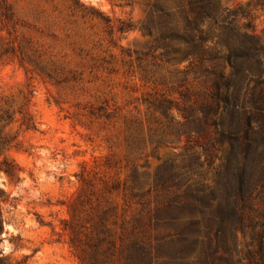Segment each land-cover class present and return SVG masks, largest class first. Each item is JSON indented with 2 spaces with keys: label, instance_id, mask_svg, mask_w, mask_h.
I'll list each match as a JSON object with an SVG mask.
<instances>
[{
  "label": "rangeland",
  "instance_id": "rangeland-1",
  "mask_svg": "<svg viewBox=\"0 0 264 264\" xmlns=\"http://www.w3.org/2000/svg\"><path fill=\"white\" fill-rule=\"evenodd\" d=\"M152 1L0 0V116H10L0 120V166L21 168L14 176L0 169L9 196L3 264H83L104 226L115 243L106 264H118L141 209L126 190L133 169L148 190L161 163L182 161L185 134L152 142L156 120L167 117L151 115L149 103L165 97L182 106L184 93L203 98L211 83L188 59L168 62L163 48L144 54L156 36L142 29ZM221 1L249 8L241 22L264 29L257 0ZM169 115L183 120L176 105Z\"/></svg>",
  "mask_w": 264,
  "mask_h": 264
},
{
  "label": "trees",
  "instance_id": "trees-1",
  "mask_svg": "<svg viewBox=\"0 0 264 264\" xmlns=\"http://www.w3.org/2000/svg\"><path fill=\"white\" fill-rule=\"evenodd\" d=\"M255 4L264 7V0ZM150 5L142 29L156 36L144 54L163 48L160 56L168 62L188 59V68L199 65L211 84L203 98L184 93L182 106L165 97L149 103L151 115L167 117L156 120L152 142L185 134L186 144L179 149L182 161L161 163L148 190L133 169L126 190L141 209L118 264H264V29L241 22L238 15L249 18V8L223 7L221 0ZM175 105L180 122L169 115ZM0 169L11 176L21 170L7 160ZM152 191L154 201L148 198ZM8 201L0 187V234ZM102 233L83 264H106L113 257L110 229L104 226ZM103 242L109 246L100 257Z\"/></svg>",
  "mask_w": 264,
  "mask_h": 264
},
{
  "label": "water",
  "instance_id": "water-1",
  "mask_svg": "<svg viewBox=\"0 0 264 264\" xmlns=\"http://www.w3.org/2000/svg\"><path fill=\"white\" fill-rule=\"evenodd\" d=\"M5 225V223L3 224V226Z\"/></svg>",
  "mask_w": 264,
  "mask_h": 264
}]
</instances>
